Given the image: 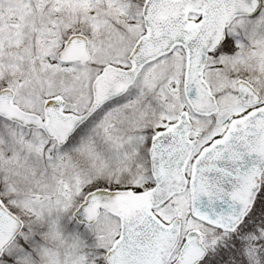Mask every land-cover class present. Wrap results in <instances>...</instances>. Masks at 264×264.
I'll return each instance as SVG.
<instances>
[{
  "label": "snow or ice",
  "instance_id": "1",
  "mask_svg": "<svg viewBox=\"0 0 264 264\" xmlns=\"http://www.w3.org/2000/svg\"><path fill=\"white\" fill-rule=\"evenodd\" d=\"M0 264H264V0H0Z\"/></svg>",
  "mask_w": 264,
  "mask_h": 264
}]
</instances>
